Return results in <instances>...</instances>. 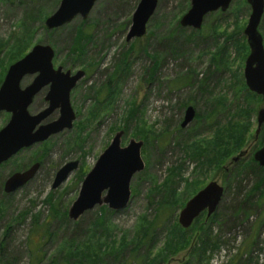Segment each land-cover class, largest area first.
<instances>
[{"label":"rangeland","instance_id":"obj_1","mask_svg":"<svg viewBox=\"0 0 264 264\" xmlns=\"http://www.w3.org/2000/svg\"><path fill=\"white\" fill-rule=\"evenodd\" d=\"M59 1L0 0V84L7 68L34 45L52 48L54 68L71 74L84 72L69 97L75 114L72 128L20 151L0 165V264H65L67 255L72 257L69 264H76L75 259L90 262L102 255H107L102 264H117L120 256L108 254L137 240L161 207L171 211L161 217L163 223L165 219L170 222L173 213L171 223L166 221L164 226L174 224L179 230V211L211 182L222 186L224 195L206 235L207 244L211 241L214 246L207 249L201 264H264V181L258 182L260 175L252 165L242 169L264 146V130L255 135L256 114L264 103L246 89L243 78L249 55L243 35L250 14L245 0H232L225 12L205 16L199 30L179 26L190 0H157L146 34L128 43L126 33L139 0H99L85 20L77 17L52 33L46 30L44 21ZM78 29L90 39L85 41L84 56L69 59L71 39ZM258 32L264 47V11ZM153 53L161 56V63L149 80L154 69ZM123 63L128 64L126 77L122 76ZM33 78L25 77L20 87ZM114 83L115 93L106 98L107 87L114 90ZM97 90L99 103L95 100ZM246 91L255 98L248 99ZM46 92L44 88L33 99L29 114L46 107ZM188 106L195 110V117L187 127L180 128ZM58 117L56 110L43 124ZM8 119L9 114L0 112V129ZM247 120L250 128L241 147L222 156L230 145L225 134L217 140L221 137H216L214 123L229 125L236 132L245 128ZM119 131L123 132L122 147L131 139L143 142L140 156L144 169L130 182L127 207L108 216L104 228L94 229V236L82 243L86 239L82 232L99 215L98 207L75 222L67 219V211L77 198L83 178ZM244 150L247 155L240 164L230 163ZM200 155L206 159L198 160ZM68 162H77L76 170L53 190L56 172ZM35 163L39 168L32 180L5 194L4 181ZM240 169L243 171L237 175ZM64 214L67 222L61 219ZM205 217L203 212L190 228L187 246L170 230L166 234L163 228L156 230L149 259L160 264H192L187 250L200 237L198 226ZM74 230L79 241L67 244ZM146 252L142 248L130 263L141 264ZM124 255L121 260L130 254L126 251Z\"/></svg>","mask_w":264,"mask_h":264},{"label":"water","instance_id":"obj_2","mask_svg":"<svg viewBox=\"0 0 264 264\" xmlns=\"http://www.w3.org/2000/svg\"><path fill=\"white\" fill-rule=\"evenodd\" d=\"M99 0H60L57 9L44 21L48 31L57 30L70 24L75 18L85 20ZM232 0H190V8L179 20L182 28L199 30L204 17L217 11L225 12ZM250 8L243 35L249 49L243 78L246 89L259 96L264 103V47L258 25L264 11V0H245ZM157 0H139L130 21L125 41L142 38L153 15ZM54 52L47 45H34L21 59L11 64L0 84V112L9 114L5 126L0 129V165L13 156L35 144L43 143L50 137L72 128L75 114L70 106V93L84 77L83 71L71 74L61 67L54 68ZM27 76H34L24 88L20 87ZM46 107L37 114L28 113L33 99L44 89ZM58 110L57 120L43 122ZM195 117V110L188 106L184 110L180 128H185ZM257 135L264 126V108L256 114ZM123 132L115 133L108 147L99 155L92 169L83 178L77 198L67 211V218L77 221L95 207L106 206L113 212L124 210L130 202V182L143 171L140 156L142 141L129 140L121 146ZM247 155L239 152L230 163L235 164ZM253 161L264 170V146L257 150ZM77 162L64 164L55 174L51 188L57 189L76 170ZM39 164L31 165L23 172L11 174L3 183L5 194H11L27 184L38 171ZM224 188L216 182L207 184L192 196L179 211L177 222L182 229H188L203 212L209 218L218 208Z\"/></svg>","mask_w":264,"mask_h":264},{"label":"trees","instance_id":"obj_3","mask_svg":"<svg viewBox=\"0 0 264 264\" xmlns=\"http://www.w3.org/2000/svg\"><path fill=\"white\" fill-rule=\"evenodd\" d=\"M82 24H84V22ZM56 32H57L56 30H52V33H56ZM88 37H89V35L84 33L81 29H78L74 33L73 38L71 39L70 47H69V50H70L69 53H68V58L69 59H71V57H73V56H74V59H75V58H80V57L85 55V43L88 42L89 39H90V37L89 38ZM171 52H173V54L176 53L175 50H172ZM147 55H149V54H147ZM152 56L154 58H152L151 62L153 64L152 67H154V69L150 71L149 80H151L153 78V74H154L155 70L158 68V66L161 63V56L158 53H153ZM76 63H78V62H76ZM127 66H128V64L123 63V69H122L123 72H124L122 74L123 77H126L128 75L129 71H128V67ZM108 83H110V82H108ZM116 87H117V84H115V83L113 84V89L114 90H111L109 86L107 87L106 90H108V91H106V93H107L106 94V96H107L106 98H112V95L116 91ZM99 96H100V92L97 90L95 92V100L98 103H99V100H98L97 97H99ZM246 97L248 99H250V100H252V98H255V96L253 94L249 93L248 91H246ZM251 110H252V108H251ZM237 115L238 114H236L235 117ZM250 115L251 114L249 112V116ZM224 126H227V125H224ZM224 126L221 125L220 122H215L212 127L214 128V132H216V137H217V135H219L221 137V138L217 139L218 141H221L224 138V136L222 134H225V137L228 139L226 141V144L230 145V148L225 150L226 153H223L222 156L225 157L228 154H230V152L236 151L238 148L241 147V144L243 143V141L245 139V136L247 135V132H248L247 129L250 128V122H249V120H247L246 123H245V128L243 130H239L238 129L236 132H232L231 129L228 128L229 125L226 128ZM261 128L264 130V127H261ZM195 134L198 135L197 132ZM234 134H235V136H234ZM215 147H216V144H215ZM198 153L200 154V151ZM195 154H197V153H194V155ZM198 158H197L198 160H202V158L206 159V157H203L201 155ZM242 159H244V158H242ZM242 159H240L237 163L240 164L241 163L240 161ZM235 164H233V165H235ZM251 165L253 167H255L256 172L260 175L259 176L260 180L258 182L264 181V170L262 168H260L255 162H253L252 159H250L249 163L245 166V168L243 167L242 169H247L249 167L251 168ZM242 169H240V171L237 172V175H239L241 173V171H243ZM161 209L162 210L155 215V217L153 218L152 221H149V222L146 221L147 222L146 229L142 232L141 236L137 240L131 242V244L126 246V247L119 248L117 250H114L111 254H108V255H112L115 258H118L120 256L119 257L120 259L119 258L117 259V264H131L130 262H132L135 259V257L137 258V256H139V252L141 251L142 248H145V251H147V252L145 253L144 257H141V264H160V261L155 262V259H149V257H148L149 254H150L149 251L153 247L155 239H156L155 238L156 230H158L160 228H163L165 230V234L170 230V232H172L170 234H173L174 236L178 235L180 238H182L185 241L184 245L187 246L189 244V241H190V233H189L190 228H192V225H194L198 221L197 220L198 218L194 220V222L192 223V225L188 229L179 228V230L176 231L174 229L175 228L174 224H171L169 226H167V225L164 226V224L167 221V219H165L164 223H163V220L161 219V217L164 214L166 215L167 213H169L171 211L167 210L166 208H162V207H161ZM97 211H98L99 215L94 218L93 222L90 224V227L85 229L82 232V236L86 238L84 241H81L82 243L87 242V240L89 239L90 236L91 237L94 236V234H92L94 232V229L98 228L101 231V228L102 229L104 228L105 223L108 220V216H111L112 214H114L113 211L109 210L105 206L98 207ZM172 218H173V213H170L169 219L171 221H172ZM215 218H216V213L214 212L209 218L205 217V220H204V222L202 224H199L198 228L201 230V235H200V237H198L196 242L190 247V249L187 250V254L189 253V256L191 257L192 264H201L202 256H204V254L206 253L207 249L209 247H213L214 246L213 242H211V241H209V243L207 244L208 237L206 235H207V232L209 230L208 228L211 226V224L213 223ZM61 219H62V221L67 222L68 218L66 219V216L64 214V215H62ZM171 221L170 222L167 221V223L170 224ZM208 225H209V227H208ZM74 226L78 227L79 224L78 223L74 224ZM72 233H71L72 236L69 238V240L66 241L67 244H70V245H73L77 241H79V239H78L79 237L75 236V233H77V231L74 230V232H72ZM48 237L49 236H47V238ZM41 239H43V237ZM68 242H74V243H68ZM125 249H127L126 251L131 256L129 255V258L126 259V260H121L125 256L124 255L125 252H126V251H124ZM105 257H107V255L95 256L93 258V260H91L90 262L82 261V259H75V261H76V264H102L104 259H105ZM71 258L72 257H70L68 255H67V257H64L65 264H69ZM189 263L191 264V262H189ZM6 264H7V262H6ZM181 264H183V263H181ZM185 264H187V263H185Z\"/></svg>","mask_w":264,"mask_h":264}]
</instances>
